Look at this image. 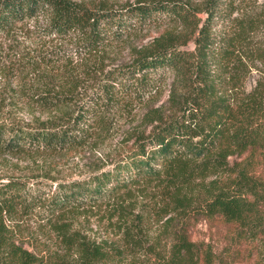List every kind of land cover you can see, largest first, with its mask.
Listing matches in <instances>:
<instances>
[{"label":"trees","instance_id":"1","mask_svg":"<svg viewBox=\"0 0 264 264\" xmlns=\"http://www.w3.org/2000/svg\"><path fill=\"white\" fill-rule=\"evenodd\" d=\"M237 1L0 0V57L13 47L19 28L38 20L42 23L30 29L37 39H75L70 48L49 45L34 53L24 48L18 63L0 64L1 78L17 80L10 106L21 100L29 113H38L24 124L0 119L2 160L65 156L101 142L118 120L139 106L145 109L126 139L131 146L117 152L109 167L81 180L59 182L54 190L22 176L0 179V264H38L10 239L6 222L17 212L50 221L94 209L107 211L110 222L117 219L121 240L89 241L84 264H125L127 258V264H213L210 249L195 252L184 237L165 257L152 246L140 253L147 203L137 206L138 196L132 193L154 202L150 192L155 183L184 164L203 175L222 173L223 192L210 204V214L229 222L243 201L264 189L255 163L264 151V122L229 132L228 90L243 65L242 33L234 18ZM153 27L157 35L146 44L133 42ZM110 47L126 53L127 60L121 56L118 66L104 71ZM168 75L167 98L155 106ZM5 101L0 99V110ZM228 142L237 152L248 153L244 165H230Z\"/></svg>","mask_w":264,"mask_h":264},{"label":"rangeland","instance_id":"2","mask_svg":"<svg viewBox=\"0 0 264 264\" xmlns=\"http://www.w3.org/2000/svg\"><path fill=\"white\" fill-rule=\"evenodd\" d=\"M80 1L85 3L88 0ZM133 1L113 0L114 3L120 4ZM236 7L234 18L239 23L238 33H242L239 39V56L243 65L235 73V85L230 86L228 90L232 104L229 124L231 134L264 122V0H238ZM41 23L42 21L38 20L19 28L18 39L11 44V50L7 48L9 53L4 50L5 56L0 57V64L18 63L24 48L25 51L34 53L49 45L65 48L74 46L75 39L72 38L67 41L49 39L45 42L37 39L30 29L33 30ZM157 32L158 29L153 27L149 32L134 37L133 42L146 44ZM121 56L127 60L126 53L121 55L114 48H108L102 63L104 71L118 66ZM89 63L92 65L94 62ZM91 65L89 66L95 70L96 67ZM97 77H100V74ZM82 79L88 81V77L83 74ZM171 80V75H168L164 93L155 106L166 100ZM16 82V79L7 81L0 77V99H6L5 103L1 104L0 119L24 124L33 120V116L37 117L38 113H29L21 100H18L14 107L10 106L11 88L16 89ZM144 111L145 109L139 106L131 115L118 120L111 134L100 140L101 142L71 151L62 157L47 159L43 155L35 160L0 158V179L12 175L22 176L32 184L36 181L47 183V186L54 190L59 182L81 180L98 169L109 167L120 155L117 152L128 150L131 146L132 142H126V139L130 137L132 128L140 125ZM225 151L230 165H244L248 153L237 152L230 142L225 144ZM255 160L258 164L256 170L259 176L264 178V151L257 154ZM47 171H50L48 177L44 175ZM223 177L222 173L199 174L190 165L184 164L164 173L155 183L154 191L150 192L155 196V204L150 198L146 199L134 191L132 195L138 196L137 206L147 203L144 212L146 219L141 221V236L145 247L139 252L147 251L148 246H152L155 252L165 257L175 241L184 237L194 244L195 252L210 249L213 264H264V189L243 201L239 210L231 214L229 222H225L210 214V204L223 192L220 189ZM108 214L107 211L94 209L58 215L50 221H40L33 214L17 212L6 224L10 239L31 254L38 264H84L85 247L89 241L108 238L119 240L120 243L121 230L114 224L117 219L114 217L110 222ZM127 263L129 258L125 259V264Z\"/></svg>","mask_w":264,"mask_h":264}]
</instances>
